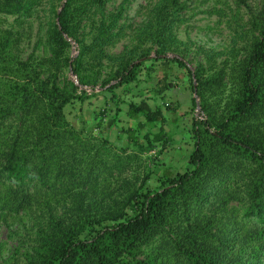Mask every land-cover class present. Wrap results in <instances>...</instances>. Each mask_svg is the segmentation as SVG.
I'll return each instance as SVG.
<instances>
[{
	"label": "trees",
	"instance_id": "1",
	"mask_svg": "<svg viewBox=\"0 0 264 264\" xmlns=\"http://www.w3.org/2000/svg\"><path fill=\"white\" fill-rule=\"evenodd\" d=\"M231 1L237 27L230 49L207 52L206 64L192 72L166 57L183 45L177 29L190 9L183 0H158L135 28L126 23L131 0L115 12L107 10L109 0H0V15L15 19L0 29V233L28 216L33 235L32 246L5 264L20 256L24 264H264V0ZM42 8L46 55L24 59L25 27ZM130 29L135 44L109 55ZM66 36L79 46L75 58ZM152 54L164 71L156 95L173 85L170 65L184 66L193 92V76L198 83L204 115L192 120L190 167L164 173L154 188L151 176L141 183L123 178L136 157L112 154L107 138L72 125L66 109L89 96L60 79L73 66L80 86L100 85L115 98ZM107 61L115 64L108 77ZM192 103L196 108V98ZM127 116L132 143L164 152L173 136L162 108L143 99L128 104ZM116 179L124 182L119 188Z\"/></svg>",
	"mask_w": 264,
	"mask_h": 264
},
{
	"label": "rangeland",
	"instance_id": "2",
	"mask_svg": "<svg viewBox=\"0 0 264 264\" xmlns=\"http://www.w3.org/2000/svg\"><path fill=\"white\" fill-rule=\"evenodd\" d=\"M123 1L109 0L107 10L110 12L117 11ZM157 1L131 0L126 14V23L134 28L139 26L145 19L150 7ZM183 1L188 3L190 7L186 12L187 20L177 29V35L183 45L179 50L167 56L177 57L187 68L195 72L199 64H206L207 52L227 53L230 49L233 29L237 27L232 20L233 10L236 9V6L231 0ZM259 2L260 0H257L255 5H258ZM213 9L223 10L224 15L212 14ZM43 10L42 8L36 13L25 27V36L21 46V55L24 59H27L33 53L41 56L46 55L44 40L49 17ZM247 15L248 10L243 9L241 17L245 20L242 25L246 23ZM14 23L15 19L13 17L0 15V29L11 28ZM127 32L125 38L118 42L116 46L108 49L109 55L119 56L126 47H132L135 44L134 30L130 29ZM70 40L72 43L70 58H75L79 54V46L74 40ZM242 46L243 44L240 45V47ZM153 57L154 54L150 59L143 60L145 65L136 81L115 90V98H113V93L107 92L100 85L95 88L80 86L77 76L72 72L73 66L64 69L60 77L61 82L70 80L75 83L79 87L78 92L80 95L86 91L89 96L83 101H74L66 109L68 119L72 125L83 131L85 135H92L96 139L107 138L112 154H119L121 157L126 155L136 157L130 171L123 178L130 181L138 180L141 183L147 176H151L148 181L150 188L158 185L157 179L164 173L184 172L190 167L189 155L194 146V141L190 136L192 120L194 116L199 120L204 118L201 110L197 111V106L193 108V98H196L199 103L200 99L191 88L189 70L184 66L170 65V80L173 85L162 96L156 95L154 89L155 86H160L159 80L164 76V71L161 62L153 64ZM224 57L220 56L218 62L220 63ZM150 67L153 68V72L149 75L148 69ZM114 68L115 64L113 62H106L105 69H103L106 77L110 75ZM193 85L194 88L198 86L195 76H193ZM143 99H146L154 108H162L167 118L164 125L165 130L173 136V139L164 152H161L160 146L153 151H147L145 148H141V144H134L128 138L127 129L132 125L127 116L128 104L130 102H141ZM117 101H119V105H117ZM116 114L118 117L117 125L114 129L109 130L108 123ZM154 132H158V129H155ZM139 142L142 143V138ZM123 184L122 179H116L113 182V187L119 188ZM31 227L32 221L28 216L22 221H13L11 225L3 226L0 233V264H5L7 260L15 255L18 248L21 247L22 251H27L32 246ZM17 264H24L22 256L19 257Z\"/></svg>",
	"mask_w": 264,
	"mask_h": 264
},
{
	"label": "water",
	"instance_id": "3",
	"mask_svg": "<svg viewBox=\"0 0 264 264\" xmlns=\"http://www.w3.org/2000/svg\"><path fill=\"white\" fill-rule=\"evenodd\" d=\"M66 38L69 40V41H71L67 36H66ZM166 57H168V58H172V57H170V56H166ZM195 91L197 92V87L195 86ZM195 92V93H196ZM197 94V93H196ZM196 104H197V111H200L201 110V108H200V103L198 102V101H196Z\"/></svg>",
	"mask_w": 264,
	"mask_h": 264
}]
</instances>
